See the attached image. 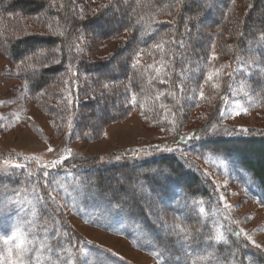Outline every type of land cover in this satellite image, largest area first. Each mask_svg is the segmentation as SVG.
Here are the masks:
<instances>
[{
	"label": "trees",
	"instance_id": "obj_1",
	"mask_svg": "<svg viewBox=\"0 0 264 264\" xmlns=\"http://www.w3.org/2000/svg\"><path fill=\"white\" fill-rule=\"evenodd\" d=\"M77 1L0 0V46L13 66L19 68L17 77L26 95L50 118L53 131L69 130L67 144L91 141L100 135L104 124L126 117L136 104L140 106L135 110L144 120L172 130V136L161 145L178 143L183 137L190 144L170 154L132 162L97 164L93 158L54 166L40 164L36 176L29 178L30 182L35 178L43 184L38 223L64 233L68 247L77 251L79 236L60 211L51 178L45 177L70 172L97 195L136 216L161 249L178 256L182 264H196L190 252L198 246L196 238L203 232L207 235L208 217L213 210L219 209L220 218H225V207L193 156L216 154L234 160L255 181L258 190L254 195L264 202V131L196 135L202 125L184 132L177 121L195 106L198 88L210 86L208 67L215 59L222 61L220 72L212 76L213 80L223 81L221 91L226 92L224 81L230 79L237 86L250 88L264 101V0H184L178 8L174 6L176 0ZM240 2L242 8H238ZM19 14L41 17L54 32L16 36L18 24L13 19ZM212 16L215 18L207 21ZM110 17L112 25L97 32L91 30L97 21L106 22ZM148 20L156 28L144 38L142 22ZM81 37L85 46L74 47ZM99 39L120 42L121 51H112V57L107 54L94 58L93 47L86 44ZM156 44L162 47H154ZM44 50L47 52L39 53ZM137 57L140 63L133 67ZM113 60L117 61L115 65ZM30 64L36 67H28ZM107 67L113 68L111 73L106 72ZM165 78V82L160 81ZM177 88L189 93L178 94ZM157 92H168V96H156ZM144 97L146 104L141 106ZM105 106L111 108L110 112L99 113ZM91 109L97 110L98 116ZM161 113L163 118L173 115L172 121L160 118ZM218 115L212 112L210 116V123L217 129L222 125ZM3 179L7 178L0 181ZM200 201L203 214L199 212L201 205L194 203ZM177 221L190 229L191 240H185L183 233L175 234L171 225ZM226 223L230 227L224 229L225 239L211 241V252L224 258L233 256L231 264H248L246 251L253 249L243 246L239 230ZM258 262L264 264L261 255Z\"/></svg>",
	"mask_w": 264,
	"mask_h": 264
},
{
	"label": "rangeland",
	"instance_id": "obj_2",
	"mask_svg": "<svg viewBox=\"0 0 264 264\" xmlns=\"http://www.w3.org/2000/svg\"><path fill=\"white\" fill-rule=\"evenodd\" d=\"M239 7L242 8L241 2L238 4ZM212 18L215 16L207 21ZM13 20L18 24L15 29L16 36L23 33L54 32L39 16L26 17L19 14ZM148 21L142 22L141 36L144 38L150 37L156 28L151 20ZM112 24L113 20L110 17L106 22L97 21L91 30L97 32L105 25ZM77 36H80V33ZM77 40L79 45L74 47L85 46V39L81 37ZM86 45L93 47L92 55L98 59L107 54L108 57H112L109 55L113 53L112 51H121V44L118 41L105 42L99 39ZM45 52L47 51H39ZM118 60L121 61V57L117 58ZM117 61L113 60L112 64L115 65ZM221 62H217L216 59L211 61L207 75L209 73L214 75L217 70L220 72ZM18 69L13 66L4 48L0 46V102H3L0 103V179L7 178L0 181V236L10 234L18 221L32 220L35 226L30 238L34 240V244L31 246L33 251L28 257L31 264H51V261L63 264L70 260L75 261V264H180L178 256L170 251H164L153 241L136 216L128 214L97 195L86 184H82L78 177H74L70 172L59 175L46 174L45 177L51 178V185L58 192L60 211L80 239L77 251L71 247L72 251L69 254L66 251L69 247L65 234L38 223V211L43 202L41 194L43 184L35 178L30 182L29 178L36 176L37 168L42 163L53 165L57 160H61L60 163L63 161L77 163L95 158L98 160L97 164L101 162L110 164L151 159L181 150L190 144L189 139L183 137L178 143L161 145V142L172 136V130L157 126L150 119L144 120L142 114L135 110L140 105L135 104L133 111L126 117L104 124L97 138L67 144L69 130L67 133L53 131L50 118L26 95L25 87L17 77L20 72ZM112 70L113 68L107 67L106 72L111 73ZM166 79L160 81L165 82ZM220 80L212 78L210 86L202 85L203 87L198 88L197 102L192 98L196 102L195 106L189 110L185 118L182 119L180 115V122L177 121L181 126L180 131L185 132L197 125L202 126L196 135L204 132L219 136L243 135L248 132L264 131L263 99L261 100L256 92H251L250 88L244 85L237 86L230 79L224 81L226 92L224 89L221 91L223 81ZM214 84H218L219 87H213ZM201 90L204 98L200 97ZM177 91L178 94L189 93L187 90L181 92L179 88ZM156 96H168V92H157ZM144 99L145 97L141 99V106L146 104V101H142ZM237 105L247 108V114L241 111L237 115L239 111ZM110 109L105 106L98 112L108 114ZM91 111L95 115L98 113L95 109ZM212 112H219L218 120L222 125L218 129L210 123ZM172 116L166 115L163 118L161 113L159 117L172 121ZM49 148L52 151H49ZM166 148L172 150L167 151ZM67 150H71L70 155ZM193 158L194 163L215 188L221 205L225 207V218H220L219 209L213 210L208 217L207 235L203 232L196 238L198 246L190 251L193 259L197 261L196 264H231L229 262L233 256L224 258L219 253L211 252L210 242L213 240L206 239L207 236L214 235L217 229L224 234L225 227H230L226 221L239 230L243 246L248 245L253 249L246 251L248 264H259V255L264 258V202L262 199L259 202L254 195L258 190L255 181L234 160L223 155L207 154L204 157ZM26 162L29 166L24 168ZM153 207L154 210L157 209ZM241 230L247 232L261 247H255ZM45 242L51 245L52 251L40 248V244ZM7 248V245L0 243V254L6 256ZM81 249L84 250L83 254ZM156 251L163 253L159 261L154 255ZM0 264L11 262L3 261Z\"/></svg>",
	"mask_w": 264,
	"mask_h": 264
},
{
	"label": "snow or ice",
	"instance_id": "obj_3",
	"mask_svg": "<svg viewBox=\"0 0 264 264\" xmlns=\"http://www.w3.org/2000/svg\"><path fill=\"white\" fill-rule=\"evenodd\" d=\"M139 2V0H138ZM184 2V0H176L175 3V7H179L182 3ZM63 5H61L62 7ZM106 6V5H105ZM249 7H251V5H249ZM171 15V13H169ZM140 20H143V17H140ZM140 20L137 21V23H140ZM262 39H264V37H262ZM174 42V41H173ZM154 47L156 48H161L162 44H156L154 45ZM140 63L139 58L137 57L136 60H134L133 62V67L137 66ZM46 66V65H45ZM28 67L30 68H35L36 65H28ZM150 68L154 67V65H149ZM157 71L159 72L160 69H157ZM213 76V73H209L208 75V79L211 80ZM25 86H27V82H25ZM105 88L108 87L107 84L104 85ZM213 87H219L218 84H214ZM200 97L204 98V93L201 90L200 92ZM136 102V96L133 95L132 97V103L134 104ZM3 103V102H0ZM237 107L239 108V111L236 113L237 115L239 114V112H244L245 114H247V108H244L240 105H237ZM165 150L167 151H171L172 149L170 148H166ZM49 151H52L51 148H49ZM69 155L71 154V150H67ZM117 159H119V157H117ZM61 160H57L54 162L53 166L55 164L60 163ZM17 167H19V165H16ZM194 203H198L199 205H201L199 207V212L201 214H203L205 212V209L202 207L203 202H194ZM33 215H35V213H33ZM166 224V222H163ZM34 222L32 220H20L17 222V224L14 226V228L10 231V234H5L3 236H0V243H3L5 245L8 246L7 248V255L4 256L2 254H0V262L3 261H10L11 264H31V261L29 260V254L33 251L32 249V245L34 244V240L32 238H30V233L33 230L34 227ZM173 231L175 232L176 235H180V234H184V239L185 240H191L192 238V233L190 231V229L187 226H184L182 224H174L171 225ZM243 232V234L246 236V238L251 241V243L257 247L260 248L261 245L257 244L255 240H253V238L248 235L247 232H244V230H241ZM207 240H214L216 242H220L222 240L225 239L224 234L222 231H220L219 229L216 230L214 235H209L206 237ZM40 248L41 249H46L47 251H52V247L50 244L45 243H41L40 244ZM69 254H71V248L66 250ZM81 253L83 254L84 250L81 249L80 250ZM154 255L158 258V261L160 260V258L162 257L163 253L161 251H156L154 252ZM37 260H39V257H37ZM51 264H58L57 261H51ZM63 264H75V261H66L63 262Z\"/></svg>",
	"mask_w": 264,
	"mask_h": 264
}]
</instances>
